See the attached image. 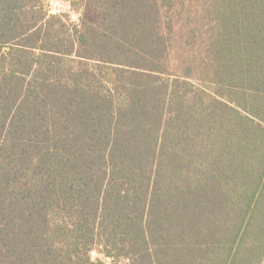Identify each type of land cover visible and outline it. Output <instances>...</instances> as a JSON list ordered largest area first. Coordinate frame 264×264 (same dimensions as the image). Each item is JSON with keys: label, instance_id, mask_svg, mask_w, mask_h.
Segmentation results:
<instances>
[{"label": "trees", "instance_id": "obj_1", "mask_svg": "<svg viewBox=\"0 0 264 264\" xmlns=\"http://www.w3.org/2000/svg\"><path fill=\"white\" fill-rule=\"evenodd\" d=\"M48 2L0 0V264H264V0Z\"/></svg>", "mask_w": 264, "mask_h": 264}, {"label": "rangeland", "instance_id": "obj_2", "mask_svg": "<svg viewBox=\"0 0 264 264\" xmlns=\"http://www.w3.org/2000/svg\"><path fill=\"white\" fill-rule=\"evenodd\" d=\"M48 8L51 14L59 15V14H67L70 15L71 20L73 22H78V15L72 11L70 0H49ZM75 18H74V17ZM93 257H97L93 255Z\"/></svg>", "mask_w": 264, "mask_h": 264}, {"label": "built area", "instance_id": "obj_3", "mask_svg": "<svg viewBox=\"0 0 264 264\" xmlns=\"http://www.w3.org/2000/svg\"><path fill=\"white\" fill-rule=\"evenodd\" d=\"M73 17H74V16H73ZM74 18H75V17H74ZM92 255H96V253H95V252H93V253H92Z\"/></svg>", "mask_w": 264, "mask_h": 264}]
</instances>
